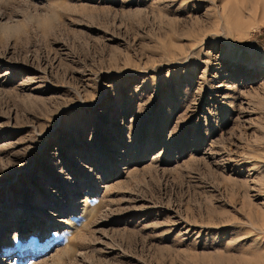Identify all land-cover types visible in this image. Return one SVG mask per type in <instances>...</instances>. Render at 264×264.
<instances>
[{
	"label": "rangeland",
	"instance_id": "1",
	"mask_svg": "<svg viewBox=\"0 0 264 264\" xmlns=\"http://www.w3.org/2000/svg\"><path fill=\"white\" fill-rule=\"evenodd\" d=\"M0 264H264V0H0Z\"/></svg>",
	"mask_w": 264,
	"mask_h": 264
},
{
	"label": "bare ground",
	"instance_id": "2",
	"mask_svg": "<svg viewBox=\"0 0 264 264\" xmlns=\"http://www.w3.org/2000/svg\"><path fill=\"white\" fill-rule=\"evenodd\" d=\"M18 246V245H17ZM19 247V246H18ZM6 252V251H5Z\"/></svg>",
	"mask_w": 264,
	"mask_h": 264
}]
</instances>
